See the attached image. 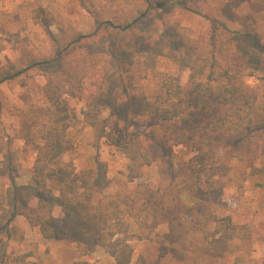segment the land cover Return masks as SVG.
Wrapping results in <instances>:
<instances>
[{
	"label": "rangeland",
	"instance_id": "1",
	"mask_svg": "<svg viewBox=\"0 0 264 264\" xmlns=\"http://www.w3.org/2000/svg\"><path fill=\"white\" fill-rule=\"evenodd\" d=\"M89 1L103 11L101 18L88 13L82 0H0V70L20 60L23 46L53 60L69 41L55 25L50 26L52 38L33 23L32 12L39 6L60 16L75 35L93 34L103 21L117 24L142 15L141 28L157 20L162 27L156 48L122 52L119 35L112 30L82 46L111 59L108 96L96 129L83 121L84 100L68 97L56 108L44 96L45 76L57 71L58 64L0 87L7 105L15 109L13 114L0 113V136L9 140L21 163L13 179L16 186L8 191L9 203L0 212V264L5 254L29 264H115L111 244L116 241L130 244L133 261L141 257L146 264H264V133L241 140L228 132L206 137L180 126L166 130L147 106L114 105V92L128 82L131 71H144L138 87L149 101L159 96L167 76L181 84L187 81L189 58L183 53L178 59L163 55L179 50L174 41L179 26L195 37L208 27L206 17L215 18L264 41V0H153V7L147 0ZM166 20L171 22L167 27ZM243 40L250 43L247 37ZM240 76L252 87L259 83V74ZM89 92L86 86L85 95ZM68 122L71 127L54 157L68 170L57 172L50 190L40 195L32 180L35 146L42 144L47 130ZM7 170V159L0 155V175ZM15 199L17 210L30 215L43 213L40 199L53 204L52 240L44 239L24 216L5 228ZM98 204L108 208V216L90 213ZM116 217L130 230L110 237L105 228ZM226 218L245 225L247 237L218 231L217 220L224 223Z\"/></svg>",
	"mask_w": 264,
	"mask_h": 264
},
{
	"label": "trees",
	"instance_id": "2",
	"mask_svg": "<svg viewBox=\"0 0 264 264\" xmlns=\"http://www.w3.org/2000/svg\"><path fill=\"white\" fill-rule=\"evenodd\" d=\"M147 3L150 7L155 6L153 0H147ZM82 6L97 18L103 15V11L96 9L89 0H82ZM194 12L200 14L198 11ZM142 18L134 21L121 20L117 24L103 21L93 34L75 35L60 16H55L47 8L39 6L32 12L33 23L40 26L50 37L53 36L50 26L55 25L59 33L69 41L59 49L53 60L47 59L36 48L23 46L20 49V60L0 70V87L42 66L58 64L57 71L45 76L44 96L56 108L61 107L64 99L68 97L84 100L86 105L83 121L96 129L101 122L108 96L107 86L112 73L111 59L104 53L85 52L82 46L94 43L102 32L112 30L119 35L117 48L122 52L141 47H158L162 28L159 20L149 28H141L139 23ZM206 19L208 27L195 37L188 35L185 27L179 26L174 39L180 46L179 50L168 49L163 53L171 59H178L181 53L189 58V75L184 84L167 76L162 82L159 96L155 101H149L138 87L140 80L145 78L144 71H131L127 75L128 82L114 92L115 108L124 104L147 106L166 130L180 126L186 133L206 137L228 132L241 137V140H251L264 133V41L256 33L243 34L230 29L218 19ZM170 23L166 20L163 26L167 27ZM245 37L250 43L243 40ZM245 72L250 76L260 75L259 83L255 87L241 79L240 75ZM86 86L90 88L87 95ZM14 110V107L7 105L0 91V113L13 114ZM70 124L68 122L47 130L42 136V144L35 146L36 160L32 169V180L40 195L50 190L51 181L57 172L68 170V166L60 158L54 157L71 127ZM0 155L7 159L8 169L7 175H0L1 212L9 203V188L16 186L13 179L20 170L21 163L19 154L12 150L9 140L3 135L0 136ZM143 160L150 164L146 155H143ZM16 202L15 199L5 228L17 216H24L31 227L39 228L44 239L52 240L55 237V229L50 220L52 203L40 199L38 206L43 213L30 215L18 211ZM90 213L101 217L109 215L108 208L101 204L91 206ZM220 223L217 220L218 231H235L241 239L248 235L245 225H234L229 218L221 223L223 225ZM129 230L130 225L119 217L105 228L110 237L126 234ZM19 236L22 240V233ZM111 247L114 250L115 264H146L141 257L136 262L133 261V247L126 242L116 241ZM1 263L29 264L14 261L6 254Z\"/></svg>",
	"mask_w": 264,
	"mask_h": 264
}]
</instances>
